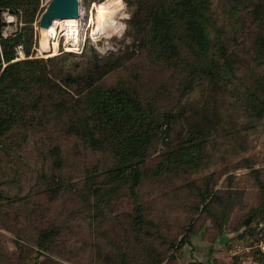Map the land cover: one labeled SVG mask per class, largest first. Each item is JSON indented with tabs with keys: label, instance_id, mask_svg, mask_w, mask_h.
I'll return each instance as SVG.
<instances>
[{
	"label": "trees",
	"instance_id": "1",
	"mask_svg": "<svg viewBox=\"0 0 264 264\" xmlns=\"http://www.w3.org/2000/svg\"><path fill=\"white\" fill-rule=\"evenodd\" d=\"M126 1L131 52L99 57L90 49L80 57L63 54L44 60L31 56L34 25L42 13L40 0H0V215L6 207L26 206L29 196L36 193L35 188L41 184L47 186L49 198L57 197L63 169L59 144L62 138L73 139L92 152L110 158L102 178L96 170L86 171L88 189H84L85 192L98 203L106 204L125 186L135 204L136 216L130 218L128 238L116 246L115 264H130L131 258L139 255L135 250L130 255V247L134 242L140 245L142 235L148 236L154 227L143 217L137 189L146 174L144 166L150 148L157 143L163 145L176 122L177 106L159 111L156 100L160 91L151 93L149 86L139 83L142 71L174 75L177 92L183 96L180 104L188 100L195 92V85L203 81L210 84L213 92L224 91L241 101L235 84L234 61L221 35L225 26L220 9L226 3L219 4L217 0ZM228 3L233 11L232 23L241 12L250 15L255 23L250 53L263 70L264 0H228ZM4 14L14 17L17 23L15 31L7 36L2 35L6 26ZM18 46L22 47L25 59L14 61ZM115 72H119L118 78L109 85L104 84L108 75ZM263 75L256 90L246 89L242 100L244 109L253 110L260 117L264 116ZM205 124H196L194 133L188 135L178 149L179 153L166 155V164L154 167L152 173L178 175L187 170L199 171L202 144L212 128ZM23 158L40 160V168L46 173V169L50 170L51 181L36 170H29ZM48 165L50 167L46 168ZM259 172L263 177V171ZM208 196L202 194L201 203ZM261 197L259 204L234 223L232 232L237 238L257 240L259 225H264V190ZM233 198L226 199L218 220L212 216L220 234L234 205ZM215 200H219V205L220 199ZM37 205L28 211V216L37 212ZM207 206L215 210L214 203ZM59 233L60 228L56 226L38 229L37 249L51 252L58 245ZM111 246L114 248L113 242ZM146 250L149 251H146L147 264H162L168 253H158L152 247Z\"/></svg>",
	"mask_w": 264,
	"mask_h": 264
},
{
	"label": "rangeland",
	"instance_id": "2",
	"mask_svg": "<svg viewBox=\"0 0 264 264\" xmlns=\"http://www.w3.org/2000/svg\"><path fill=\"white\" fill-rule=\"evenodd\" d=\"M49 1L40 0L42 11ZM78 1L79 46L74 48L64 42L65 27L59 23L53 32L50 27L47 37L48 41L53 35L56 37L50 41L56 44V48L51 45L52 48L45 53L40 48V29L35 23L33 58L46 60L63 54L80 57L90 49L99 57L132 51L133 45L127 36L130 15L126 0ZM111 1L118 4L120 10L108 23L99 19L102 15L99 6ZM217 1L226 3L220 9L225 26L221 35L227 44V53L234 61L235 84L241 101L224 91L213 92L210 84L203 81L198 82L191 97L180 104L183 96L177 92L174 75L147 69L142 71L139 83L149 86L151 93L160 91L157 109L163 111L169 106H177V109L173 132L163 145L157 143L150 148L144 166L146 174L137 189L143 217L154 227L148 236L142 235L140 245L134 242L130 247V255L134 250L139 254L131 258L130 264H147L149 254L146 249L149 247L158 253L168 252L162 264H236L238 259L259 256L256 251L258 253H248L243 258L239 254L230 257L227 251L237 249L240 245L235 241L242 240L232 232L234 223L262 200L264 176L259 171L264 174V116L244 109L242 100L246 89L254 91L259 86L264 69L250 53L255 35L251 16L241 12L238 20L232 23L233 11L228 0ZM3 20L6 26L2 35L7 36L15 31L17 23L8 14L3 15ZM91 33L95 37L92 41L89 39ZM68 48L71 51H65ZM69 63L73 64V61H67ZM118 74H109L103 83H113ZM205 123L212 128L202 144L199 171L187 170L178 175L152 173L154 167L166 164V155L179 153L178 149L187 136L194 133L196 124ZM59 146L63 169L57 197L49 198L47 186L41 184L35 188L36 193L29 196L26 206L6 207L0 215V264H115V249L128 238L130 218L136 216L135 204L125 186L119 188L106 204L98 203L85 192L88 189L85 187L86 171L96 170L102 178L105 166L110 163L109 156L92 152L73 139L62 138ZM39 161L22 159L29 170H36L50 182L53 177L48 173L50 170L46 169V173L41 169ZM202 194H209L204 203L200 201ZM216 198L220 199L219 205ZM227 198H233L234 205L230 208L224 232L220 234L212 216L218 220ZM212 203L215 210L207 206ZM36 204L37 212L28 216V211ZM55 226L60 228L56 236L58 245L51 252L39 251L35 243L38 229Z\"/></svg>",
	"mask_w": 264,
	"mask_h": 264
},
{
	"label": "bare ground",
	"instance_id": "3",
	"mask_svg": "<svg viewBox=\"0 0 264 264\" xmlns=\"http://www.w3.org/2000/svg\"><path fill=\"white\" fill-rule=\"evenodd\" d=\"M99 9L102 10V12H101L102 15L100 16L99 19H101L102 21L105 20V22L109 23L110 20H112L117 15L118 10H120V6L118 4H115L113 1H111L108 4H101L99 6ZM77 20H62V21L55 20L51 23V25L48 28L40 29V48L42 49V51H44L45 53L48 52L49 49L52 48L51 45L53 46V48H56V44L53 45L50 43V41L54 40V38H56V37H54V35H53V37L50 39V41H48L47 37L49 35L50 27H51V32H53V31H55V25H58L59 23L64 24L65 27L68 28L64 34L65 43L68 44V46H70V45H72L73 47L79 46V42H80L79 28H80V26H79ZM91 21H93V20L91 19ZM102 21H101V23H102ZM102 25H103V23H102ZM116 28L118 29L117 25H116ZM93 33H91V35L89 36V39L95 38ZM65 51L68 52L71 50L68 48Z\"/></svg>",
	"mask_w": 264,
	"mask_h": 264
},
{
	"label": "water",
	"instance_id": "4",
	"mask_svg": "<svg viewBox=\"0 0 264 264\" xmlns=\"http://www.w3.org/2000/svg\"><path fill=\"white\" fill-rule=\"evenodd\" d=\"M79 11L78 0H50L38 18L37 27L48 28L55 20H76Z\"/></svg>",
	"mask_w": 264,
	"mask_h": 264
},
{
	"label": "built area",
	"instance_id": "5",
	"mask_svg": "<svg viewBox=\"0 0 264 264\" xmlns=\"http://www.w3.org/2000/svg\"><path fill=\"white\" fill-rule=\"evenodd\" d=\"M64 27H65V25H64ZM67 29H68L67 27H65L63 29L64 39H65L64 34L67 31ZM71 47H73V46H71ZM15 52H16V58L14 59V61H19V60L25 59V55H24V52H23V49L21 46H18L15 49ZM257 232H258V234H257V240L256 241H254L252 239H244V240H240V241H235V242H239L240 246H238L237 249L234 248L233 253L237 255V254H242V253H245V254L246 253L247 254L248 253H255L256 251H259V254L264 259V225L260 224ZM242 243H244V244H242Z\"/></svg>",
	"mask_w": 264,
	"mask_h": 264
},
{
	"label": "crops",
	"instance_id": "6",
	"mask_svg": "<svg viewBox=\"0 0 264 264\" xmlns=\"http://www.w3.org/2000/svg\"><path fill=\"white\" fill-rule=\"evenodd\" d=\"M233 250L234 249H231V250L227 251V254H229L230 257L235 255L233 253ZM255 253H257V252H255ZM239 255H240V257L243 258L245 256V253H242V254H239ZM258 255L259 256H256V257L250 256L249 258L238 259V262L236 264H264V259L260 258V257H262L260 254H258Z\"/></svg>",
	"mask_w": 264,
	"mask_h": 264
}]
</instances>
